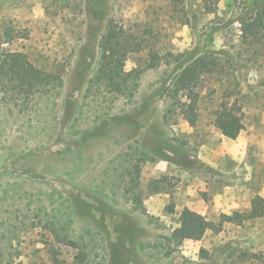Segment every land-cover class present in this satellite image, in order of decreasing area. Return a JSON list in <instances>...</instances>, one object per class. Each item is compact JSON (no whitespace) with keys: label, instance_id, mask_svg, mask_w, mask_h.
<instances>
[{"label":"rangeland","instance_id":"obj_1","mask_svg":"<svg viewBox=\"0 0 264 264\" xmlns=\"http://www.w3.org/2000/svg\"><path fill=\"white\" fill-rule=\"evenodd\" d=\"M240 1L206 14L169 0H0V52L62 79L18 104L0 91V264H264V220L232 219L264 197V53L247 61ZM111 20L145 47L126 71L157 55L123 95L95 80ZM202 53L228 61L199 81L192 128L169 114L171 87ZM226 94L243 107L235 139L214 126ZM185 208L222 232L173 241Z\"/></svg>","mask_w":264,"mask_h":264},{"label":"trees","instance_id":"obj_2","mask_svg":"<svg viewBox=\"0 0 264 264\" xmlns=\"http://www.w3.org/2000/svg\"><path fill=\"white\" fill-rule=\"evenodd\" d=\"M220 1L169 0L174 12L183 11L185 6L197 3L206 14L216 13ZM239 5H242L243 10L238 19L241 32L240 45L251 53L248 62L257 61L258 57L264 53V0H241ZM84 9V13L95 12L93 9ZM129 31L124 25L111 20L98 39V69L95 80L113 94L123 95L146 70L155 67L154 60L157 59V55L150 53L144 66L138 65L131 71H126L125 62L128 55L145 49L141 41L138 42ZM4 36L6 38L10 35L5 31ZM10 38L7 42H10ZM226 60L228 61V59L221 60L218 56L202 53L184 62L186 64L181 65V71L171 87L173 103L169 114L178 112L190 127L195 128L200 117V94L196 91L199 81L203 76L222 70L225 67L222 62ZM60 75L48 73L37 67L25 53L0 52V91L5 95L7 102L18 104L21 99L30 100L35 96L48 95L52 89L61 86ZM226 96L227 98L223 99L214 113V126L228 137L235 139L244 130L243 107L238 101H231L229 94ZM232 219L238 226L264 220V197L255 196L251 200L250 208L244 212H234ZM180 221L182 227L176 229L172 236V240H176L177 243H182L187 238H203L210 232L220 234L223 230L222 223L209 220L206 216L189 208L182 211ZM200 256L203 260L211 259L209 251L205 249L201 250Z\"/></svg>","mask_w":264,"mask_h":264}]
</instances>
